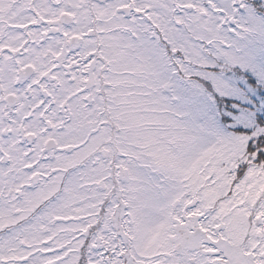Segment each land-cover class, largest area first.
<instances>
[{"label":"snow or ice","instance_id":"6c2138e0","mask_svg":"<svg viewBox=\"0 0 264 264\" xmlns=\"http://www.w3.org/2000/svg\"><path fill=\"white\" fill-rule=\"evenodd\" d=\"M0 264H264V0H0Z\"/></svg>","mask_w":264,"mask_h":264}]
</instances>
